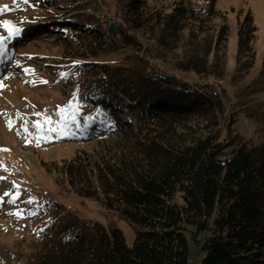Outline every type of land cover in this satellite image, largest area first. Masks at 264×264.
<instances>
[{"label": "trees", "instance_id": "obj_1", "mask_svg": "<svg viewBox=\"0 0 264 264\" xmlns=\"http://www.w3.org/2000/svg\"><path fill=\"white\" fill-rule=\"evenodd\" d=\"M121 1L133 31L158 29L162 50L181 33L198 32L204 20L184 1L165 12L146 0ZM105 21L74 16L70 32L87 57L128 54L121 63L82 64L77 96L109 115L127 136L125 146L93 161L78 155L57 169L134 236L130 242L112 221L83 220L54 201L43 209L49 221L25 264H189L190 239L200 264H264V102L255 97L264 92V61L245 82L256 54L252 15L238 23L237 66L228 77L208 60L226 39V24L192 44L183 61L163 67L132 34L109 33ZM124 110L137 111L136 128ZM241 115L255 124L252 135L239 129Z\"/></svg>", "mask_w": 264, "mask_h": 264}, {"label": "rangeland", "instance_id": "obj_2", "mask_svg": "<svg viewBox=\"0 0 264 264\" xmlns=\"http://www.w3.org/2000/svg\"><path fill=\"white\" fill-rule=\"evenodd\" d=\"M181 1L203 14L204 20L199 22L201 26L198 32L190 34L185 31L181 33L179 41H172L167 50H162L161 41L157 39L158 29L133 31L127 22V1L28 0L27 4H23L21 0H0V9H3L0 11V21L12 22L8 28L0 26V36H7L13 27L21 29L20 35L7 40L4 51L0 52V149H6L0 151V177L4 178L0 179V196L8 191L17 196L15 204L7 203L10 196L4 197V202L0 203V264L26 263L27 256L35 248L37 238L49 221L43 209L54 201L83 220H97L104 224L112 221L122 229L130 242L134 236L125 222L111 220L94 200L78 194L57 169L63 162L78 155L84 160L89 158L90 161L91 158L93 161L117 152L125 146L127 139L108 118L109 115L106 117L103 112L85 106L78 100L75 76L80 72L81 65L87 62H123L128 49L102 52L94 58L87 57L89 51L70 32L72 17L104 16V26L109 28L112 23L114 35L118 37L121 30L132 34L144 53L163 64V67L183 61L192 44L203 40V36L209 41L219 27L226 24V39L208 60L209 64L216 62L223 65L228 77L237 66L238 23L248 12L257 29L254 43L256 54L253 68L246 75L245 82L255 77L264 61V0H146V4L165 12ZM77 3L78 7L72 8ZM17 4L20 6L17 7ZM25 68L35 71L26 73ZM168 70L175 72L178 77H184L179 71ZM61 73L67 75L62 79ZM193 76L188 77L198 80ZM41 80L47 83H41ZM206 81L216 83L214 77H207ZM222 84L227 87L226 83ZM74 93L76 121L75 124H69L67 131L70 134L56 139L49 137L37 145L34 136L28 134L36 132L32 123L41 119L33 113H45L47 110L46 115L56 120L59 117L53 114L57 106L67 104ZM255 97L264 102V92ZM225 112L224 120L229 115L228 110ZM65 115L70 117L71 113ZM123 116L136 128L137 111L124 110ZM85 117L89 118L85 120ZM8 120L12 121L11 129L7 126ZM25 121L28 122V133L22 128ZM237 124L246 135L253 134V121L241 115ZM26 139L31 142L26 143ZM13 182L18 186L15 189ZM30 197L34 198L33 203H25ZM21 209L24 210L22 218L9 215ZM28 211H34L36 215H28ZM189 241V264H200L203 255L194 241Z\"/></svg>", "mask_w": 264, "mask_h": 264}, {"label": "snow or ice", "instance_id": "obj_3", "mask_svg": "<svg viewBox=\"0 0 264 264\" xmlns=\"http://www.w3.org/2000/svg\"><path fill=\"white\" fill-rule=\"evenodd\" d=\"M14 2H15V0H14ZM21 3L27 4L28 0H21ZM19 6H20V4H17V7H19ZM2 10L3 9H0V11H2ZM10 24H12V22L8 21V20L0 21V26H2L4 28H8V26ZM20 33H21V29H19L18 27H13L11 30L8 31L7 36H0V52L4 51L5 42L7 40H10L13 37L19 36ZM24 71L26 73H28V72H34L35 70L25 68ZM60 75H61V78L63 79L67 74L61 73ZM40 82L41 83H47V81H43V80H41ZM0 86H2V85H0ZM74 100H75V93L73 94V98L70 99L67 104H65L63 106H57V110L53 114L56 117H59L56 120H53L52 117L46 115L47 110H45V113H40V112L33 113V115H35L37 117H41L40 120L34 121L32 123V127L34 129H36V132L34 134L28 133V122L27 121H25L24 124L22 125L23 130L25 131V133H28L29 135L34 136V139L36 140L37 145H39L41 140H48L49 137L56 139V138H60L61 136H64V135H69L70 133H68V131H67L69 124L70 123L75 124V121H76V111L73 107ZM67 113H71L70 117H66L65 114H67ZM17 115L19 116L20 114L18 113ZM88 118L89 117H85V120H87ZM42 125H44V126L42 127ZM7 126L11 129V127H12V121L11 120L7 121ZM76 126L79 127V125H76ZM53 134H56V135H53ZM25 142L29 143L31 141L26 139ZM2 150H6V149H0V151H2ZM0 179H4V178L0 177ZM17 187L18 186L13 182V188L15 189ZM8 196H10L11 198L7 201V203L15 204L17 196L13 195L11 191L5 192L2 196H0V203L4 202V197H8ZM33 199L34 198L30 197L27 201H25V203L32 204ZM23 212H24V210L21 209L17 212L9 213V215H15L17 218H22ZM27 214L28 215H36V212L28 211Z\"/></svg>", "mask_w": 264, "mask_h": 264}, {"label": "water", "instance_id": "obj_4", "mask_svg": "<svg viewBox=\"0 0 264 264\" xmlns=\"http://www.w3.org/2000/svg\"><path fill=\"white\" fill-rule=\"evenodd\" d=\"M109 33H114L115 32V28L114 25L111 23L109 28H108Z\"/></svg>", "mask_w": 264, "mask_h": 264}, {"label": "bare ground", "instance_id": "obj_5", "mask_svg": "<svg viewBox=\"0 0 264 264\" xmlns=\"http://www.w3.org/2000/svg\"><path fill=\"white\" fill-rule=\"evenodd\" d=\"M32 103V102H31Z\"/></svg>", "mask_w": 264, "mask_h": 264}]
</instances>
